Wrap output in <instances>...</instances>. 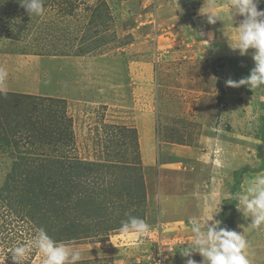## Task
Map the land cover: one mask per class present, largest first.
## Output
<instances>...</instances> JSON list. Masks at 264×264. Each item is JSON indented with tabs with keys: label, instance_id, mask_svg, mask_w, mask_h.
I'll list each match as a JSON object with an SVG mask.
<instances>
[{
	"label": "rangeland",
	"instance_id": "374dc122",
	"mask_svg": "<svg viewBox=\"0 0 264 264\" xmlns=\"http://www.w3.org/2000/svg\"><path fill=\"white\" fill-rule=\"evenodd\" d=\"M44 7L42 16L30 17L18 0H0V69L7 73L0 79V192L20 185L16 162L41 171L33 184L27 180L37 199L64 167L52 161L106 162L90 183L103 187L100 194L87 192L96 205L73 200L59 209L47 200L46 217L32 207L47 234L78 249L77 264H157L160 249L164 264H186L180 249L192 240L189 219L220 220L233 172L261 163L264 86L226 84L255 67L254 49L241 56L229 47L227 36L236 38L243 17L233 18L231 0H44ZM208 13L223 21L208 23ZM124 128L138 134L145 183V200L139 196L129 208L128 184L135 180L124 166L135 157ZM256 175L264 171L244 175L237 195ZM29 196L16 200L24 210L0 202V264H16L9 251L38 232L16 217L30 210L35 195ZM104 201L121 206L119 216H144L151 232L106 231L116 214L97 208ZM250 223L236 208L249 264H264V225ZM65 229L77 234L63 237ZM43 261L33 250L23 264Z\"/></svg>",
	"mask_w": 264,
	"mask_h": 264
},
{
	"label": "clouds",
	"instance_id": "9594fccd",
	"mask_svg": "<svg viewBox=\"0 0 264 264\" xmlns=\"http://www.w3.org/2000/svg\"><path fill=\"white\" fill-rule=\"evenodd\" d=\"M18 2L30 17L42 16L45 12L44 0ZM260 2L261 0H231L233 18L241 16L243 20L235 26L236 38L227 36L229 47L234 52L238 50L241 56L247 55L249 49H254L252 59L255 67L250 75L238 82L231 79L226 81L228 86L243 85L251 90L264 86V11L258 10ZM207 16L210 24L222 20L215 13H208ZM6 75L7 73L0 69V79ZM235 201L237 209L244 217L250 218L249 226L260 228L264 225V175H256L246 191L236 196ZM219 213H215L214 217ZM210 221L213 222L209 223ZM189 223L192 240L180 249L182 256L188 258L186 264H197L196 260L190 258L194 253L203 257L202 264H249L246 255L248 244L243 234L221 227L222 222L214 218L206 223L197 218H190ZM118 231L124 237H141L151 232V226L144 219L129 215L121 221ZM33 250L43 255V264H77L82 258L78 249L54 241L44 229H40L29 242L14 246L9 252L16 264H23Z\"/></svg>",
	"mask_w": 264,
	"mask_h": 264
},
{
	"label": "trees",
	"instance_id": "16d2710c",
	"mask_svg": "<svg viewBox=\"0 0 264 264\" xmlns=\"http://www.w3.org/2000/svg\"><path fill=\"white\" fill-rule=\"evenodd\" d=\"M51 101L57 102V103H63L62 101H59L56 99L51 100ZM124 130L132 133L130 135H132L133 137L132 141L134 142V157H135L134 162L126 163L124 166V169H127L128 172L130 173L131 179L135 180L134 185H133L134 188L130 183L128 184L127 194L130 199V201L128 202V208H129L130 206H132L131 204L136 203V201L139 203V196L141 197L140 200L141 199L145 200V183L143 182V176H142V160H141V155H140V145H139L138 134L136 130L134 129L130 130V129L124 128ZM257 139L260 141V144L257 146V149H256L257 158L261 162L259 167L256 169H252L250 168V166H245L244 168L240 170L234 171L233 172L234 186L231 191V198L223 201L224 210L220 215V220L222 223H224L226 228L229 230L236 231V225H235V210L237 208L236 207L237 201H235L236 196H237L236 190L242 185V179L244 175L248 173H252V174L261 173L264 171V125L262 126L260 133L257 136ZM52 163L61 164V165H64V167L60 168L59 170L55 169L52 172V175H51L52 177L50 176L49 178V180L51 179V186L48 187L49 190H47V188L45 189L42 187L43 194L41 195L43 197H40V199H37L38 195L35 194V191L33 189L28 188L29 192H32L35 195L34 197L31 198L30 204L28 205L29 206L28 209L30 210L26 209L27 211H22V212L15 211V213H17V216H16L17 218H19L21 221L23 220L28 221L32 229L36 231H39L40 229H44V226L42 225L41 220L43 216L46 217L45 216L46 211L45 210L41 211V209L42 208L45 209V206H46L45 203L47 202V200L51 201L56 206L61 204L59 209L68 208L67 206H70L73 200H76L75 201L76 204H78V202L81 204L82 202V204L85 207H88L89 204L96 205L95 202H92V194H89V195L87 194L88 190L89 191L97 190V193H98V192H101V189H103V187L97 188L95 186L92 189L90 188L91 187L90 183L92 180H95V179L98 180L100 178L101 176L100 174H103L104 170L106 169V166H105L106 162H74L73 164L72 163L64 164L63 162H61V160H55V161H52ZM26 165L28 164L24 162H22L21 164L16 162L13 166V171L16 173V176L20 178V185L17 187H13V188L6 187L8 188L7 190L5 191L3 190V192H0V202H3L5 204L7 203L8 205H10L11 208L14 206V204L15 205L17 204V210H24V208H23V204H21L19 201H16V200L19 198L21 193L22 194L24 193L26 194V196L30 197L29 192L27 191V184L29 182L33 184L32 183L33 181L31 182V180L37 175L36 173L41 172L38 168L30 169ZM117 167L119 166L117 165ZM133 176L136 178H140V179H135ZM28 178L30 179L29 182H27ZM131 183L133 184V181H131ZM7 191H10L9 192L10 196L5 195ZM44 194H46L52 199L47 198V196H45ZM96 199H98V197H95V200ZM108 200L109 199L105 201H108ZM104 202H101L97 208L104 209V210H111L112 214H116L115 220H113V222L116 224H112L110 221H108V226L105 228V230L109 231V230L118 229L121 221L127 218L126 212L125 213L122 212V215L119 216L118 214H120L119 210L121 206H117V204L113 202H109V203H106V202L104 203ZM104 204H105V208L103 207ZM32 207L39 208L38 211L42 212L40 214H44V215H42V217L40 215L38 216L36 214L38 212L33 211ZM129 215L136 216V213L128 212V216ZM106 217L109 218V216L107 215ZM142 219H144V216L142 217ZM68 220L69 219L66 218V221ZM73 221H76V219ZM73 226L74 224L70 225L69 229L72 228ZM70 233H71V230H69V233H68L66 229L62 232L63 237H65V235L66 237H71ZM71 234L76 235L77 233H71Z\"/></svg>",
	"mask_w": 264,
	"mask_h": 264
},
{
	"label": "crops",
	"instance_id": "0c3cea01",
	"mask_svg": "<svg viewBox=\"0 0 264 264\" xmlns=\"http://www.w3.org/2000/svg\"><path fill=\"white\" fill-rule=\"evenodd\" d=\"M143 157H144V156H143ZM182 201H183V200H182ZM184 201H187V200H184ZM191 217H193V216H191ZM190 258L196 260V261H197V264H202L203 257H201L200 254H198V253H194V254L192 255V257H190Z\"/></svg>",
	"mask_w": 264,
	"mask_h": 264
},
{
	"label": "built area",
	"instance_id": "2783aa9c",
	"mask_svg": "<svg viewBox=\"0 0 264 264\" xmlns=\"http://www.w3.org/2000/svg\"><path fill=\"white\" fill-rule=\"evenodd\" d=\"M156 256H157V258H156L157 264H164L162 249L159 250V252Z\"/></svg>",
	"mask_w": 264,
	"mask_h": 264
},
{
	"label": "bare ground",
	"instance_id": "6f19581e",
	"mask_svg": "<svg viewBox=\"0 0 264 264\" xmlns=\"http://www.w3.org/2000/svg\"><path fill=\"white\" fill-rule=\"evenodd\" d=\"M167 189H168V187H167ZM165 195H167V194H165ZM166 198H165V202H166V204H165V206L166 207H168V204L170 203H168V199H167V196H165ZM178 213V212H177ZM182 215H184V212L183 213H181V214H178V216L177 217H180V216H182ZM164 216H165V219L167 218V212H166V210H164Z\"/></svg>",
	"mask_w": 264,
	"mask_h": 264
}]
</instances>
